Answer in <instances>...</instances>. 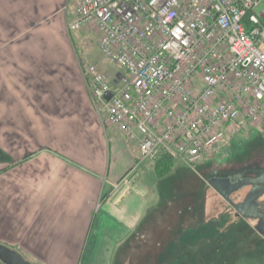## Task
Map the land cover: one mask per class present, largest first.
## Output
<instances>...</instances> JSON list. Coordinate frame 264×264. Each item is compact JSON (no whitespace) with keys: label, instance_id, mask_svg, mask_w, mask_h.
Masks as SVG:
<instances>
[{"label":"crops","instance_id":"0c3cea01","mask_svg":"<svg viewBox=\"0 0 264 264\" xmlns=\"http://www.w3.org/2000/svg\"><path fill=\"white\" fill-rule=\"evenodd\" d=\"M67 1L0 0V31L30 39L0 61V244L37 264H122L152 220L150 167L94 107ZM45 30L65 47L29 44Z\"/></svg>","mask_w":264,"mask_h":264},{"label":"built area","instance_id":"2783aa9c","mask_svg":"<svg viewBox=\"0 0 264 264\" xmlns=\"http://www.w3.org/2000/svg\"><path fill=\"white\" fill-rule=\"evenodd\" d=\"M84 27L117 68L83 65L94 107L140 162L194 165L264 130V0H78L67 28Z\"/></svg>","mask_w":264,"mask_h":264},{"label":"rangeland","instance_id":"374dc122","mask_svg":"<svg viewBox=\"0 0 264 264\" xmlns=\"http://www.w3.org/2000/svg\"><path fill=\"white\" fill-rule=\"evenodd\" d=\"M66 7L63 12H67L71 21L78 0H68ZM12 32L0 31V61L9 46L28 43L26 37H7ZM57 32H40L29 44L65 47ZM69 32L71 38H67V44L76 50L82 63L97 64L109 76L113 75L116 66L101 53L95 27ZM146 163H149L150 174L142 177L141 185L150 191L148 201L153 214L146 219L152 217V220L122 256L124 260L127 255L129 262L122 264H164L163 261L167 264H264V237L253 227L257 222L249 220L252 224L249 225L246 220L235 217L234 211L220 217L230 205L208 186L206 178L207 173L214 170L240 171L247 175L263 171L264 130L240 134L219 153L194 165L178 161L163 165L154 159H147ZM249 190L245 188L233 194L232 199L243 200ZM262 201L264 203V198Z\"/></svg>","mask_w":264,"mask_h":264},{"label":"water","instance_id":"95a60500","mask_svg":"<svg viewBox=\"0 0 264 264\" xmlns=\"http://www.w3.org/2000/svg\"><path fill=\"white\" fill-rule=\"evenodd\" d=\"M110 98V95H107ZM209 187H212L221 197L226 200L235 215L246 220L257 221L256 230L264 234V204L261 199L264 197V177H245L232 180L231 178H215L208 180ZM261 186L258 189L257 187ZM250 188L243 200L235 202L232 195ZM0 262L3 264H37L26 260L18 251L0 244Z\"/></svg>","mask_w":264,"mask_h":264},{"label":"flooded vegetation","instance_id":"af4514ba","mask_svg":"<svg viewBox=\"0 0 264 264\" xmlns=\"http://www.w3.org/2000/svg\"><path fill=\"white\" fill-rule=\"evenodd\" d=\"M259 176H263L264 177V170L263 171H260L258 174H254V175H247V174H244V173H242V172H240V171H237V172H234V173H230V172H228V173H226V172H221V171H219V170H214V171H210V172H208L207 173V175H206V178H207V182H208V180L209 179H215V178H231L232 180H236V179H238V178H245V177H259ZM261 186H259V187H257V188H255V189H258V188H260ZM264 198V197H263ZM262 198V199H263ZM262 199H261V203L262 204H264L263 203V201H262ZM234 210L232 209V207L230 206L228 209H226V211L225 212H222L221 213V215H220V217L221 216H223V215H225V214H228V212H233ZM235 212V211H234ZM220 217H217L218 219L220 218ZM235 217H237L236 215H235ZM244 221V220H243ZM248 222V224L249 225H252L250 222L251 221H247ZM257 222V221H256ZM258 223V222H257ZM257 223L255 224V226H253L254 227V229L256 230V225H257ZM258 233H260V234H262L261 232H259L258 230H256ZM262 236L264 237V234H262Z\"/></svg>","mask_w":264,"mask_h":264},{"label":"trees","instance_id":"16d2710c","mask_svg":"<svg viewBox=\"0 0 264 264\" xmlns=\"http://www.w3.org/2000/svg\"><path fill=\"white\" fill-rule=\"evenodd\" d=\"M171 162L173 161L167 156H164L163 158L157 160V164H163V165L168 164V163L170 164ZM163 262H165L164 264L168 263L166 261H163Z\"/></svg>","mask_w":264,"mask_h":264}]
</instances>
